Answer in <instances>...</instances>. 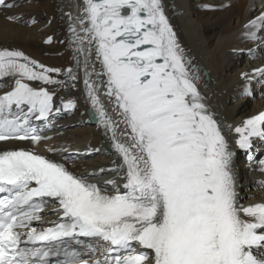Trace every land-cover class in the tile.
<instances>
[{
  "label": "snow or ice",
  "instance_id": "snow-or-ice-1",
  "mask_svg": "<svg viewBox=\"0 0 264 264\" xmlns=\"http://www.w3.org/2000/svg\"><path fill=\"white\" fill-rule=\"evenodd\" d=\"M20 6L0 0V15L16 21ZM82 11L79 29L71 27L77 67L83 53L87 99L119 160L109 171L122 174L123 183L114 178L101 186L95 177L105 168L80 173L63 156L0 151V264H264V202H241L237 152L201 90L166 0H82ZM241 32L264 52V10ZM66 71L77 80L72 68ZM60 72L23 50L0 47V81H12L0 95V142L39 145L42 137L27 127L31 118L77 108L74 100L57 108L56 91L43 86H63L52 75ZM254 73L264 80V67ZM243 94H252L247 84ZM234 132L235 147L250 152L254 138L264 140V112ZM49 207L59 219L34 226ZM37 243L43 246H22ZM101 246L102 258L93 259Z\"/></svg>",
  "mask_w": 264,
  "mask_h": 264
},
{
  "label": "bare ground",
  "instance_id": "bare-ground-1",
  "mask_svg": "<svg viewBox=\"0 0 264 264\" xmlns=\"http://www.w3.org/2000/svg\"><path fill=\"white\" fill-rule=\"evenodd\" d=\"M19 3L22 6L15 9L19 14L16 21L10 22L4 15H0V47L23 50L46 67L60 68L61 72L55 75L64 82V85H48L47 87L56 91L57 104L68 100H74L77 103V108L70 114V118L62 120L69 121V126L58 137L55 136V140L40 142L39 145L32 143L33 147L50 152L49 148L56 149L61 144L69 142H83L90 144L93 148L100 146V139L112 144L109 136L105 135L104 126L100 122L93 125L87 119V110L92 109V106L87 99V89L83 82L84 56L83 53L79 54L81 65L77 67V44L74 43L76 37L71 31V27L78 29L80 27L76 17L83 16L82 0H19ZM166 5L167 14L175 27L178 39L192 59V67L201 77L199 81L201 90L207 94L209 103L218 114L229 136L232 131L228 132L227 126H232L234 132L235 126H239L245 120L244 118L254 115L263 106L261 100L250 98L257 93L253 86H247L251 95L243 94V86L248 85V81L242 77V73L254 76L252 69L264 67V54L261 55L257 43L248 40L241 29L250 18L254 19L264 10V0H166ZM191 25L197 27L203 42H194ZM80 35L86 36L82 31ZM49 37L52 38L51 43L47 42ZM84 47H89L87 40ZM201 51H203L202 55L199 54ZM257 55L260 57L257 58ZM94 56L93 49L92 62L96 64V69L99 71L100 65L94 60ZM248 57L251 59L245 60ZM200 66H203L212 76L210 82L204 78ZM68 67L73 69V75L77 76V80L68 78L66 71ZM92 79L95 80L97 77L93 75ZM239 93L242 95V102L239 106L231 105V101ZM100 96L108 109L109 116L118 121L120 117L113 111L114 105L105 95L104 88L100 89ZM228 98L230 103L226 105ZM232 143L235 146L234 142ZM8 144L21 146L16 141H9ZM114 160L119 163L115 152L108 157L97 156L96 159L75 161L69 166L75 171L84 170V167L89 166L93 169L99 167L108 169L114 166L112 163ZM248 177L249 183L239 181L243 201L241 202L245 206L264 202V189L260 190V194H263L260 198L244 201L243 197L246 193H250L249 186H264V174L259 176L250 174Z\"/></svg>",
  "mask_w": 264,
  "mask_h": 264
},
{
  "label": "rangeland",
  "instance_id": "rangeland-1",
  "mask_svg": "<svg viewBox=\"0 0 264 264\" xmlns=\"http://www.w3.org/2000/svg\"><path fill=\"white\" fill-rule=\"evenodd\" d=\"M191 31H192V33L194 34V42H197L198 41V43H201V42H203V40L201 39V36H200V32H199V30L197 29V27H195L194 25H191ZM198 50H200V48H198ZM202 50H204L203 48H202ZM202 53H203V51H201V53L199 52V54L200 55H202ZM264 54V52H261V55H263ZM205 56V55H204ZM203 56V57H204ZM260 57V55H257V58H259ZM211 78H212V76L209 74V78H207L206 80L208 81V82H210V80H211ZM219 98V97H218ZM255 100V99H254ZM253 100V101H254ZM242 102V95L239 93V95L237 94V96H235L234 97V99L231 101V105H235V106H239L240 105V103ZM230 103V99L228 98V100L226 101V105L227 104H229ZM252 103V102H251ZM252 105V104H251ZM248 175L249 174H247V173H245L244 175H243V182H248L249 183V180H248ZM257 178V177H256ZM255 180H257V179H255ZM249 190V194H248V198L247 199H251V200H254L255 198H257V197H261V196H263V194L261 193L260 194V190H262L263 191V189H264V186H259V185H256V186H249V188H248ZM256 200V199H255ZM263 200V199H262ZM257 202V201H256Z\"/></svg>",
  "mask_w": 264,
  "mask_h": 264
},
{
  "label": "water",
  "instance_id": "water-1",
  "mask_svg": "<svg viewBox=\"0 0 264 264\" xmlns=\"http://www.w3.org/2000/svg\"><path fill=\"white\" fill-rule=\"evenodd\" d=\"M205 73L207 74V71L205 70Z\"/></svg>",
  "mask_w": 264,
  "mask_h": 264
}]
</instances>
